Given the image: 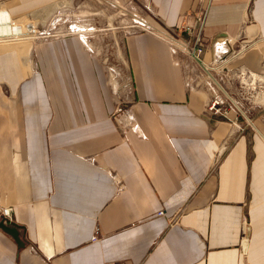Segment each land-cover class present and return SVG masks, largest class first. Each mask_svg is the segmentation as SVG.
<instances>
[{"label": "crops", "instance_id": "0c3cea01", "mask_svg": "<svg viewBox=\"0 0 264 264\" xmlns=\"http://www.w3.org/2000/svg\"><path fill=\"white\" fill-rule=\"evenodd\" d=\"M77 3L148 7L156 35L125 38L120 97L115 71L77 33L0 43V209L23 243L0 229V264H264V0L0 9L45 28ZM205 9L207 69L182 28ZM231 72L251 86L249 110L221 117L207 106Z\"/></svg>", "mask_w": 264, "mask_h": 264}, {"label": "rangeland", "instance_id": "374dc122", "mask_svg": "<svg viewBox=\"0 0 264 264\" xmlns=\"http://www.w3.org/2000/svg\"><path fill=\"white\" fill-rule=\"evenodd\" d=\"M78 4L79 3L70 6L64 13L66 15L63 16H59L60 12L57 10L55 16H53L47 26L51 27V24H53L55 27H77L78 30L83 29L84 31L81 32V35L84 36L86 46L94 50L95 54L101 58L107 68H112L115 71V73L112 72L115 75V91L117 96L120 97L121 94H124L122 89L129 87L128 68L123 50V42L127 36L140 32L156 35V32H153L155 31V26L151 24L150 21L147 22L153 31L151 29H146L147 31L141 30L139 28L140 25L136 24L137 21L144 23L146 19L150 20L152 13L149 12L148 7L135 4H132L131 6L119 4H89L84 7H80ZM57 7L58 6L54 8L56 9ZM28 23L33 26L35 25L31 19ZM13 45L17 44H12L11 46ZM201 48L203 49L201 55L202 58L205 50L204 47ZM226 57L229 58L231 55L227 54ZM192 59L190 60L195 65V62ZM200 64L201 66L203 65V68L205 67L204 69H207V64L203 62ZM195 74L198 75V71H196ZM216 76L219 77L220 75L216 74ZM240 82L243 83L241 74L231 72L227 80L226 78H223V82H219L221 89L212 84L215 92L213 91V97L208 104L210 105L214 98H218L219 100L224 101L223 106L228 108V104H231L228 100L234 97L235 101L232 102L241 112L244 113L249 110L248 102L243 101L242 97L245 98L246 94L252 93L250 90L251 86L248 85L249 82H247V85H239L238 83Z\"/></svg>", "mask_w": 264, "mask_h": 264}, {"label": "built area", "instance_id": "2783aa9c", "mask_svg": "<svg viewBox=\"0 0 264 264\" xmlns=\"http://www.w3.org/2000/svg\"><path fill=\"white\" fill-rule=\"evenodd\" d=\"M0 12H2L4 15H6V19L0 21V27L1 28H7L8 34L0 35V43H11V42H17V41H25V40H32V41H42L47 40L51 38H57V37H63L66 35L71 34H79L81 35L82 30H78L76 27H69V28H61V27H55L53 24H51V27L47 26L45 28H39L37 26H33L30 24L23 25L21 18L17 17H11L9 16L8 12L6 10L0 9ZM207 9L202 10L196 17H195V28H192L188 25H184L182 28L183 30L188 34V36L194 38L192 49L189 51V56L193 58L195 61H198L199 63L202 62L201 55L203 53V49L201 48V33L203 31L204 22L206 18ZM193 16V14H187L185 16ZM136 24L140 25V29L147 31L146 29L152 28L144 23H141L139 21L136 22ZM23 25V26H22ZM153 31V30H152ZM155 32V31H153ZM157 35H159L157 33ZM83 40L84 36H80ZM159 38L162 40L170 42L172 45H174L173 38L165 36L163 34L159 35ZM218 46L214 45V53H218ZM234 52L229 50L228 54L233 56ZM215 55V54H214ZM235 56V55H234ZM231 103V102H230ZM224 101L219 100L218 98H214V100L208 104L207 110L213 112L215 115H219L221 117H226V107L223 106ZM222 106V107H221ZM235 109L237 112L241 113V111L237 108L234 104H228V109ZM163 212L159 211L157 213V216H163ZM11 213L9 208H1L0 209V220H4L6 223L11 222ZM97 235L98 230L96 229L94 231V235L91 238L92 242L97 241ZM117 264H123V263H117Z\"/></svg>", "mask_w": 264, "mask_h": 264}, {"label": "water", "instance_id": "95a60500", "mask_svg": "<svg viewBox=\"0 0 264 264\" xmlns=\"http://www.w3.org/2000/svg\"><path fill=\"white\" fill-rule=\"evenodd\" d=\"M227 35L221 33V34H217L214 39L211 42V53H212V57L214 58V45H215V41L218 40L219 38H226ZM0 229L5 232L6 234H8L10 237H12L14 239V241L17 243V245H19L20 247H22L23 243L19 240V232L18 229L15 226H11L8 225L4 220H0Z\"/></svg>", "mask_w": 264, "mask_h": 264}, {"label": "bare ground", "instance_id": "6f19581e", "mask_svg": "<svg viewBox=\"0 0 264 264\" xmlns=\"http://www.w3.org/2000/svg\"><path fill=\"white\" fill-rule=\"evenodd\" d=\"M10 16V15H9ZM6 19V15H4L2 12H0V21H2V20H5ZM28 21L29 20H22V23H23V25H25V24H29L28 23ZM22 25V26H23ZM4 34H8V31H7V28H1L0 27V35H4ZM206 66V65H205ZM202 67H203V65H202ZM205 68V67H204ZM259 129V128H258Z\"/></svg>", "mask_w": 264, "mask_h": 264}]
</instances>
